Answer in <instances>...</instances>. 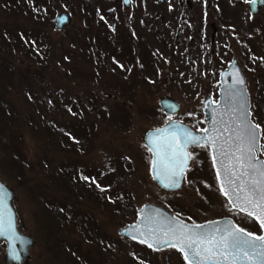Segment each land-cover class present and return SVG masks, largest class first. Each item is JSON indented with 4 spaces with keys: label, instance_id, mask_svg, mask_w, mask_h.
<instances>
[{
    "label": "rangeland",
    "instance_id": "rangeland-1",
    "mask_svg": "<svg viewBox=\"0 0 264 264\" xmlns=\"http://www.w3.org/2000/svg\"><path fill=\"white\" fill-rule=\"evenodd\" d=\"M158 1L0 0V174L18 196L20 229L36 239L30 264H187L175 248L119 233L147 202L191 223L229 216L261 233L223 195L208 147L191 150L182 188L166 191L152 178L144 137L174 118L203 129L202 101L218 99L220 71L236 57L264 158V7L251 14L250 0H213L204 12L200 2L204 32L199 21L177 38L175 1ZM62 11L73 20L59 29ZM165 96L181 103L178 114L161 109ZM5 248L0 242V264Z\"/></svg>",
    "mask_w": 264,
    "mask_h": 264
},
{
    "label": "snow or ice",
    "instance_id": "snow-or-ice-1",
    "mask_svg": "<svg viewBox=\"0 0 264 264\" xmlns=\"http://www.w3.org/2000/svg\"><path fill=\"white\" fill-rule=\"evenodd\" d=\"M233 83L243 85L244 81L237 77ZM226 95L228 96L227 102L233 104L239 92H227ZM232 112L233 115L239 112L241 117L229 133V139L234 135L235 140L239 142L235 153L230 150L225 151L224 145L217 146V139L229 131L227 127L223 131L213 127L212 131L219 133L217 137H213L208 134L210 131L208 128L199 130L205 133L204 136H200L179 123L173 122L169 125L171 131L168 135L171 139L166 138L165 149L168 154L167 171L170 177L169 183L164 186L179 187L178 179L183 176L188 161L192 158L191 153L186 151L187 146L208 147L214 152L213 163L219 160L223 167V174L228 177L227 187L225 182L221 181L223 195L228 198L233 208H239L240 212L253 216L264 229V161L255 156V149L261 147L259 144L260 126L247 120L248 114L243 111V102L239 108H233ZM157 131L160 132V130ZM148 151H153V148L148 147ZM217 152L219 156L215 154ZM157 154H159L158 145ZM155 164L154 160L153 165ZM257 173L259 178H256ZM217 176H221L220 169L217 170ZM154 178L160 179L159 173ZM145 221L155 223L151 217H145ZM176 225L166 230L150 228L148 236L140 232V235L144 237L141 243H148L149 247L162 244L169 248H178L183 253L187 264H264V234L257 235L247 232L233 225L231 221L225 222L223 227L212 225L209 229H205L202 225L188 228L187 225L178 221ZM13 231L11 218L6 220L0 213V235H7L11 239ZM158 232L168 238L156 239ZM149 237H153L152 242H149ZM132 238L136 239V236L133 235Z\"/></svg>",
    "mask_w": 264,
    "mask_h": 264
},
{
    "label": "water",
    "instance_id": "water-1",
    "mask_svg": "<svg viewBox=\"0 0 264 264\" xmlns=\"http://www.w3.org/2000/svg\"><path fill=\"white\" fill-rule=\"evenodd\" d=\"M124 2L126 6L129 5V0H124ZM249 6L251 12L253 14H257L259 13L260 9L264 7V0H250ZM72 20H73L72 14L68 11L59 12L55 16V24L59 29H63L69 26L72 23ZM237 77L243 79L244 81L243 85H235L233 83L234 79H236ZM236 91L239 92V96L236 98L233 104H229L227 102L228 96L226 95V93L236 92ZM241 102H243V111H245L248 114L247 120L253 124H256L252 118L251 98L247 87L246 78L242 71V67L238 59L234 58L231 61V63H229V65L220 72V87H219L218 99L215 101L213 94H208L202 101V110L206 120V126L203 129L208 128L210 130L208 134L212 135L213 137H217L219 133L217 131H212L213 127L218 129L219 131H223V129L227 127L229 131L225 132L223 136H220L217 139V146L219 147L221 145H224L225 151L230 150L233 153H235L236 145L239 142L235 140L234 135L232 136L231 139H229V133L232 131L233 128H235V122L241 119V117L239 112L233 115L232 109L239 108ZM160 107L163 111H165L167 114L171 116L178 114L182 108L181 103L176 98H173L171 96L163 97L160 100ZM173 122L179 123L181 126L187 127L197 135L200 136L205 135V133H203L202 131L196 130L191 125L181 122L178 119H172L170 122L166 123L165 125L158 128L150 129L146 132L145 144L147 145V147L153 148V151H151L153 154L151 175L154 181L162 189L166 191H177L182 188L185 172L189 168L191 163V159H190L188 161L183 176L178 179L179 187L170 188L164 186L165 184L169 183V177H170V173L167 171L169 160H168V154L166 153L165 145H166V138L169 140L171 139L168 133L171 131L169 125L172 124ZM157 130H160V132H158ZM226 141L227 143H225ZM259 144L261 146V131L259 135ZM157 145L159 146V154H157ZM193 146L194 145L187 146L186 151L191 153L190 148ZM210 150L213 156L214 152L212 151V149ZM215 154L219 156L218 152ZM260 154H261V147H258L255 149V156L259 160L264 161V158ZM154 160L156 161L155 166L153 165ZM214 167L216 173L218 169H220L221 171V176L218 177L220 185H221V181L223 180L225 182V186L227 187L228 177L223 174V167L219 160L214 164ZM157 173H159L160 179L154 178ZM256 178H259L258 173L256 175ZM237 183H239V181ZM17 199L18 196L16 194L15 189L12 186H10L7 182H5L0 174V213L4 215L6 220L8 218H11L14 228V231L11 233V239H9L7 235H0V241H4L6 243L5 260L7 264H30L31 249L35 246L36 239L33 235L23 232L19 228L17 210L14 205V201ZM235 209L239 210V208H235ZM145 217H151L152 220L155 221V223L146 222ZM177 221L180 222L181 224L187 225L188 228H193V226L196 225L205 226V229H209L210 226L212 225H218L223 227L224 223L227 221H231L233 225L238 226L236 222L231 217L228 216L199 224L189 223L181 219L180 217L174 215L166 207L154 202H147L138 210L137 220L133 223H129L126 226L122 227L119 230V233L122 236L129 237L131 239H133L132 237L133 235H135L136 239L133 240L141 242V240L144 237L140 235V232H143L145 236H148L150 228H163L166 230L167 228L176 225ZM257 222L259 223V221ZM137 229L139 231H137ZM262 234H264V229H262ZM155 238L167 239L168 237H164L162 233L158 232ZM152 240L153 237H149V242H152ZM144 244L148 246V243H144ZM151 248L158 250V249L167 248V246L162 244H154V246ZM176 249L179 250L178 248Z\"/></svg>",
    "mask_w": 264,
    "mask_h": 264
},
{
    "label": "flooded vegetation",
    "instance_id": "flooded-vegetation-1",
    "mask_svg": "<svg viewBox=\"0 0 264 264\" xmlns=\"http://www.w3.org/2000/svg\"><path fill=\"white\" fill-rule=\"evenodd\" d=\"M166 1L167 0H159L158 2L162 5V4H164V3H166ZM175 1V3L173 4L171 1H169V5L170 6H172V7H170V9L172 10V9H174V11L177 13V14H179L180 15V21H182V23H181V27H179L178 29H177V38L179 37V35H180V33L183 31V32H186V31H188L189 29L190 30H196L199 26V21H202L200 24L202 25V27H201V31L202 32H204V30H205V27L207 26V21H206V18H205V15L206 14H203L202 13V15L201 16H199V11H195V9H196V7H197V5L199 4H201L200 2H203L204 4H201L200 6L202 7V10L205 12L206 10H209V8L210 7H212L213 6V0H174ZM250 2V1H249ZM122 3H123V5L125 6V7H131V5H132V3H133V0H129V5L128 6H126L125 5V2H124V0H122ZM217 3H218V1H217ZM167 4V3H166ZM249 4V3H248ZM218 5V4H217ZM147 7V5L146 6H144V8H146ZM250 7V6H249ZM182 11V12H184L183 14H181V13H178V11ZM187 11V12H186ZM192 11H194V12H192ZM250 12H251V9H250ZM170 13V12H169ZM165 15V14H163V12H158V13H156V16L159 18V15ZM167 14V13H166ZM251 14H253L252 12H251ZM177 16V15H176ZM155 18H153L152 20H154ZM141 22V24H142V26L144 27V28H149V25H148V20H147V18L146 17H144V18H141L140 20H139V23ZM222 22V21H221ZM151 23V22H150ZM222 24H223V22H222ZM151 27V26H150ZM211 27H212V34H211V37H210V40H211V43L212 44H214L215 43V32L216 33H218V30H219V28H218V26H217V24L215 23V22H211ZM130 35H131V37H132V31H130ZM133 39H134V37H133ZM193 39H194V37L193 36H191L190 37V39H189V41L190 42H192L193 41ZM130 41V40H129ZM129 41H127V42H129ZM126 42V41H125ZM212 52H214V50H212ZM137 54H140V50L138 49V51H137ZM193 54H194V52H193ZM167 57H168V61L170 62L171 61V59H170V57L167 55ZM193 57H194V55H191V60L193 59ZM234 58H236V57H233L232 58V60L234 59ZM194 60V59H193ZM231 60V61H232ZM231 61L229 62V63H231ZM239 61V60H238ZM229 63H228V65H229ZM227 65V66H228ZM241 65V64H240ZM226 68V67H225ZM224 69V68H223ZM222 69V70H223ZM221 70V71H222ZM220 71V72H221ZM219 81H220V75H219ZM220 87V86H219ZM181 121V120H180ZM183 122V121H182ZM168 123V122H167ZM186 123V122H185ZM166 124V123H165ZM164 124V125H165ZM187 124H189V123H187ZM191 125V124H190ZM163 126V125H162ZM192 126V125H191ZM160 127V126H159ZM193 127V126H192ZM155 128H158V127H155ZM194 128V127H193ZM144 142H145V137H144ZM146 145V144H145ZM147 147V146H146ZM195 147H198V146H193V147H191L190 148V151L193 149V148H195ZM148 148V147H147ZM151 152V151H150ZM151 154H152V152H151ZM191 156H192V152H191ZM152 159H153V154H152ZM191 162H192V158H191ZM191 164V163H190ZM190 167V166H189ZM189 169V168H188ZM187 169V170H188ZM187 170H186V172H187ZM186 172H185V175H186ZM185 175H184V179H185ZM183 184H184V180H183ZM0 242H3V243H5L4 241H0ZM5 246H6V243H5ZM6 249V248H5ZM7 263V262H6Z\"/></svg>",
    "mask_w": 264,
    "mask_h": 264
},
{
    "label": "trees",
    "instance_id": "trees-1",
    "mask_svg": "<svg viewBox=\"0 0 264 264\" xmlns=\"http://www.w3.org/2000/svg\"><path fill=\"white\" fill-rule=\"evenodd\" d=\"M34 1H36V4H38V2L40 3V1H41V4H46L49 0H34ZM42 39H44V37H41ZM39 37H37V38H35V43L36 42H38L39 43ZM41 41V40H40ZM4 113V112H3ZM94 175H96V180L98 181V183L94 186V187H97V186H100L101 184H102V175L101 174H94ZM88 175H86V177H87ZM91 176H92V174H91ZM88 178H89V176H88ZM90 179V178H89ZM100 191L102 192V190L100 189ZM185 215H188V214H184L183 213V216H185ZM186 217H191V218H193V215L192 214H190V216L188 215V216H186ZM256 224V223H255ZM257 227H258V230L259 231H261V228H260V226L257 224ZM252 231H254V232H257V231H255V230H252ZM258 233V232H257ZM146 248H147V246H146Z\"/></svg>",
    "mask_w": 264,
    "mask_h": 264
}]
</instances>
